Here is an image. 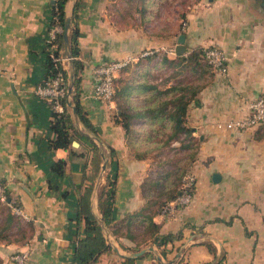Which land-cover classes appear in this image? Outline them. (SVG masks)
<instances>
[{
  "label": "crops",
  "instance_id": "1",
  "mask_svg": "<svg viewBox=\"0 0 264 264\" xmlns=\"http://www.w3.org/2000/svg\"><path fill=\"white\" fill-rule=\"evenodd\" d=\"M53 2L0 0V182L26 216L0 201L1 264L23 249L28 251L24 264H72L73 259L74 189L82 182L83 161L74 157L65 173L51 172L50 163L66 157L67 150L48 146L47 140L55 136L50 128L53 108L36 92L47 73L44 47ZM74 3L66 2V16H71ZM78 26V57L83 62L80 102L90 121L100 127L102 143L115 149L105 168L116 175L114 220L154 210L161 232L182 230L181 238L161 253L136 230L133 238L123 233L125 227L114 234L105 226L111 250L99 256L98 264H118L119 257L131 255L130 248L137 244L140 249L152 247L141 253L137 264H177L180 258L188 264H215L221 257L218 264H264V128L217 126L249 115L251 102L264 90V0H81ZM180 33L185 35L184 54L207 46L223 49L227 71L203 59L190 63L179 75L193 84L198 99L186 114L190 133L171 140L157 156L153 151L138 157L113 118L115 99L108 105L94 95V68L115 59L144 62L149 56L154 76L149 81L159 88L168 86L172 79L161 80L171 68L161 59L176 56L170 49L176 47ZM64 66L68 69L67 61ZM127 75L123 67L116 77ZM143 96L137 90L132 93L136 103ZM176 167L195 174V187L189 205L166 215L156 205H147L142 186ZM213 173L219 174L217 181ZM103 182L101 174L91 196L92 211L98 216Z\"/></svg>",
  "mask_w": 264,
  "mask_h": 264
},
{
  "label": "trees",
  "instance_id": "2",
  "mask_svg": "<svg viewBox=\"0 0 264 264\" xmlns=\"http://www.w3.org/2000/svg\"><path fill=\"white\" fill-rule=\"evenodd\" d=\"M68 0H54L52 4V19L49 27L57 24L62 27V31L56 32L55 38L45 42L44 52L46 55L45 63L47 73L45 80L51 79L58 71H61L64 78V85L67 89L68 69L64 66L65 62L60 59L55 60L53 57L65 56L63 32L66 22L65 4ZM81 0H75L73 11L70 16L67 30L68 45L74 63V83L73 92L70 95L71 102L76 107V113L82 129H78L71 107L67 104V98L64 96L62 111L52 110V119L50 128L55 133L53 138L47 140L50 148H62L67 150L66 157H60L50 163V170L53 173L63 174L74 157H80L83 161L82 182L74 189L76 208H75V233L76 242L73 252L72 264H98L99 256L111 250V244L108 242L105 231L99 223V216L92 211L91 196L97 177L101 170L103 158L100 153L98 142L90 135H98L96 126L88 118L86 111L80 102V80L83 71V62L79 59L78 45V17ZM205 48H194L187 54L176 53L174 58L166 55L162 56L161 62L165 63L171 71L162 77L161 83L172 79L168 86L159 88L158 83L150 82L151 77L149 66L150 57L146 56V61L127 63L125 69H131V73L124 77L115 78V92L113 98L117 103V110L113 113L116 123L124 129L127 143L139 156L155 152L156 156L163 152V148L168 146L171 140L178 139L180 134H189L191 127L186 124V114L190 103L198 102L196 90L186 77L179 76L190 63H199L203 59L209 64L204 57ZM43 80L41 83H43ZM143 92L145 96L141 103H136L132 98L133 91ZM119 110V111H118ZM147 126V129H141L137 124ZM100 138V136L98 135ZM73 140H77L78 145H73ZM104 152L107 158L106 166H109L115 156V149L103 143ZM156 149V150H154ZM190 169L176 167L171 170H164L160 176L149 179L143 184L144 195L149 197L147 205H156L161 210L162 205L169 199L174 198L179 192V185L184 174ZM104 182L102 183L98 196L97 208L103 224L112 227L114 234L123 232L126 236L135 237L133 231L136 230L141 234V240L149 239L155 243L161 253L164 252V246L181 238L182 230L176 232H161L160 223L153 220V212L145 213L132 212L128 213L121 221L114 220L115 188L116 175L105 170L102 173ZM49 186H52L48 178ZM2 183V182H1ZM4 184V183H2ZM195 187V186H194ZM192 192L194 191L191 190ZM6 194L11 197L8 189ZM6 203V201H1ZM156 209V211H157ZM1 234V233H0ZM5 239H8L7 236ZM209 250L215 252V248L208 243ZM140 248L137 245L130 248V251L136 252ZM143 254L132 256L123 255L119 257L118 264H137L136 259ZM219 258L215 264H218ZM1 264V261H0ZM177 264H188L183 258Z\"/></svg>",
  "mask_w": 264,
  "mask_h": 264
},
{
  "label": "built area",
  "instance_id": "3",
  "mask_svg": "<svg viewBox=\"0 0 264 264\" xmlns=\"http://www.w3.org/2000/svg\"><path fill=\"white\" fill-rule=\"evenodd\" d=\"M185 21L182 20V26ZM62 31L60 25H53L49 28V34L47 42L55 38L56 32ZM172 52L175 50L174 47L170 49ZM143 54H146L144 52ZM204 57L206 61L212 65L215 69L225 73L227 71V55L223 49L219 46H207L204 50ZM55 60L66 61L65 56H54ZM128 59H115L111 61L103 62L94 68V73L96 75V82L94 85V95L101 99L103 102L110 105L113 102V95L115 92V77L118 72L128 63ZM66 87L64 85V78L61 71H58L55 76L51 79L45 80L36 87V92L50 100L51 106L55 111L63 110V103L61 99L66 96ZM251 112L249 115L227 120L225 122L217 123L219 127L226 128H247L250 126H262L264 128V90L260 95L251 102L250 104ZM196 182L195 174L189 170L187 171L181 179L179 185V192L174 198L167 200L161 207V212L166 215H173L179 208L187 206L190 204L193 196V190ZM0 201H6L10 206L11 210L18 215L26 218L25 213H23L21 207L18 205L16 200L11 196L8 197L6 194L5 185L0 182ZM28 257V251L26 249L18 250L13 252L9 257L8 264H24Z\"/></svg>",
  "mask_w": 264,
  "mask_h": 264
},
{
  "label": "water",
  "instance_id": "4",
  "mask_svg": "<svg viewBox=\"0 0 264 264\" xmlns=\"http://www.w3.org/2000/svg\"><path fill=\"white\" fill-rule=\"evenodd\" d=\"M52 1H54V0H52ZM69 21H70V17L67 16L66 17V22H65V28H64V32H63V40H64V44H65L64 53H65L66 61L68 62V81H67L66 98H67V104L72 109V113H73V116L75 118V121H76V124H77L78 129L81 130L84 133H87L86 131H84L82 129V127H81V125L79 123L78 117H77L76 107L71 102V99H70V95L73 92V83H74V73H75V69H74L73 58L71 56V53H70V50H69V45H68L67 30H68V26H69ZM184 36L185 35L183 33H180L179 34L178 43H177V45L175 47L176 53H183L185 51ZM96 128H97V130L99 132L100 131V127L99 126H96ZM91 136L98 142V145H99V148H100V153H101V156L103 158V162L101 164V170H100V173H99V176H98V178H100L101 174L103 173V171L106 168L107 158H106V154L104 152L103 143H102L101 139L98 137L97 134H93ZM73 145H75V146L78 145L77 140H73ZM219 177L220 176H219L218 173H213V180L217 181L219 179ZM98 220H99V223L101 224L102 228L104 229V231L107 234L106 227L103 224L102 218L100 216H99ZM151 248L152 247L149 246L147 248L140 249L139 251L133 252L131 255L132 256H137V255L145 252L147 249H151Z\"/></svg>",
  "mask_w": 264,
  "mask_h": 264
},
{
  "label": "rangeland",
  "instance_id": "5",
  "mask_svg": "<svg viewBox=\"0 0 264 264\" xmlns=\"http://www.w3.org/2000/svg\"><path fill=\"white\" fill-rule=\"evenodd\" d=\"M132 71H131V69H126V74L128 73V74H130ZM175 155H179V150H178V146H177V148L175 149ZM176 157H174L173 159H175Z\"/></svg>",
  "mask_w": 264,
  "mask_h": 264
}]
</instances>
